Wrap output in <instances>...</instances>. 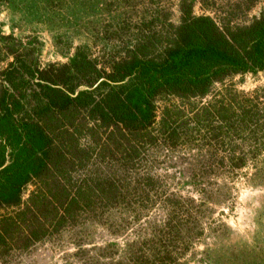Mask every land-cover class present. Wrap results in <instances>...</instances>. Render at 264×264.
<instances>
[{"label":"trees","instance_id":"obj_1","mask_svg":"<svg viewBox=\"0 0 264 264\" xmlns=\"http://www.w3.org/2000/svg\"><path fill=\"white\" fill-rule=\"evenodd\" d=\"M160 41L152 33L104 59L78 49L72 61L40 67L30 50L0 32V208H12L0 213V259L83 216L119 223L117 213L127 210L124 178L75 176L97 161L142 170L148 151L191 143L230 151L220 163L230 170L249 162L232 149L247 129L262 136L263 98L237 90L210 94L235 73L264 69V14L245 26L222 27L185 4L180 24ZM161 94L185 102L159 113ZM30 183L35 187L24 201ZM173 204L120 264H186L206 228Z\"/></svg>","mask_w":264,"mask_h":264},{"label":"rangeland","instance_id":"obj_2","mask_svg":"<svg viewBox=\"0 0 264 264\" xmlns=\"http://www.w3.org/2000/svg\"><path fill=\"white\" fill-rule=\"evenodd\" d=\"M185 4L222 27L245 26L264 14V0H0V32L30 50L40 67L72 61L78 49L104 59L128 51L152 33L160 43L167 39L180 24ZM227 90L264 100V69L235 73L213 85L210 95ZM184 102L167 94L156 101L159 113ZM260 121L264 126V117ZM259 135L247 129L243 141L236 142L232 151L250 160L235 170L220 165L230 151L191 143L148 151L142 170L97 161L75 176L124 178L122 210H127L117 213L119 223L83 216L31 249L0 259V264H120L130 257V246L148 237L155 223H163L176 202L190 212V221L195 217L192 222L200 220L206 228L185 255L186 264H264V128ZM149 174L152 184L146 180ZM34 187H26L24 201ZM11 209L0 208V213Z\"/></svg>","mask_w":264,"mask_h":264}]
</instances>
